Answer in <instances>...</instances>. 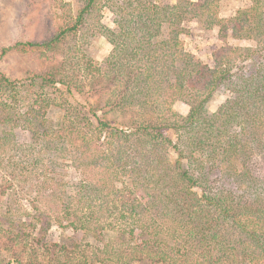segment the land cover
<instances>
[{
	"label": "trees",
	"instance_id": "trees-1",
	"mask_svg": "<svg viewBox=\"0 0 264 264\" xmlns=\"http://www.w3.org/2000/svg\"><path fill=\"white\" fill-rule=\"evenodd\" d=\"M77 3L36 0L34 31L0 46L34 61L0 71V151H17L0 172V264H264V0L228 18L220 0ZM192 20L220 42L208 63L184 50Z\"/></svg>",
	"mask_w": 264,
	"mask_h": 264
},
{
	"label": "rangeland",
	"instance_id": "rangeland-1",
	"mask_svg": "<svg viewBox=\"0 0 264 264\" xmlns=\"http://www.w3.org/2000/svg\"><path fill=\"white\" fill-rule=\"evenodd\" d=\"M71 4L72 8L75 10L78 6L77 0H64ZM36 0H0V46L9 45L15 40H24L25 34L32 33L34 27L30 26L31 20L37 14L34 10V3ZM250 5V0H220V16L224 18L231 17L235 15L237 10L243 9ZM68 9V7H67ZM103 21H111V15L107 12L102 11ZM102 20V19H101ZM181 40L184 46V50L190 53L196 60L204 63H208L211 60V53L219 46L220 42L216 38L215 31L207 32L205 31L198 22L192 20L188 22L185 28L184 35L181 36ZM82 38H78V43H81ZM110 45L105 41L103 37H98L93 41L92 47L89 50L90 56L95 62L100 63L110 52ZM34 65V61L28 55L24 53H16L13 55H7L0 57V71L6 74L10 78H23L27 70ZM224 96L221 94L217 95L207 106L210 111L216 110L218 105L223 101ZM176 111L180 114L186 112V107L177 105L175 107ZM47 119L54 126L57 127L61 119V111L57 108H51L47 114ZM24 136H21L22 138ZM26 142V140H19L18 143ZM23 143L24 150H28L26 153H30V148L36 151L41 148V145L36 143ZM13 145H8L4 150L0 151V172L4 173L9 170V158L11 155L16 154V150H12ZM75 172L71 170L72 178H75ZM16 186V181L13 182ZM29 183H26L24 189L23 187H17V191L20 196L29 194ZM22 188V190L20 189ZM15 189H13L14 198L16 195ZM5 199V198H4ZM11 199L9 198V201ZM56 228L53 227L51 230L52 238L56 242H68L71 243L70 238L73 237V232H67L66 230H61L59 238V232L55 231ZM55 231V232H54ZM50 240L51 237L48 236ZM49 240L45 239L49 244ZM89 243L93 242L90 238L86 237L83 239ZM38 252H41V248H38ZM8 262V257L3 259Z\"/></svg>",
	"mask_w": 264,
	"mask_h": 264
}]
</instances>
